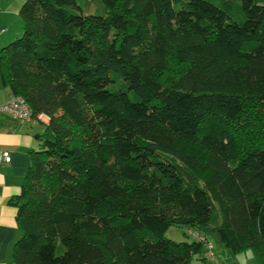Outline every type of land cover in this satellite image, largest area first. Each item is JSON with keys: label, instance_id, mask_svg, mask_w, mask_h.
<instances>
[{"label": "trees", "instance_id": "obj_1", "mask_svg": "<svg viewBox=\"0 0 264 264\" xmlns=\"http://www.w3.org/2000/svg\"><path fill=\"white\" fill-rule=\"evenodd\" d=\"M25 0L0 79L50 116L14 264H191L209 224L264 264V0ZM204 259V258H203Z\"/></svg>", "mask_w": 264, "mask_h": 264}, {"label": "crops", "instance_id": "obj_2", "mask_svg": "<svg viewBox=\"0 0 264 264\" xmlns=\"http://www.w3.org/2000/svg\"><path fill=\"white\" fill-rule=\"evenodd\" d=\"M24 2L0 0V44L20 35L23 27L19 12ZM11 96L10 88L0 79V103ZM45 127L43 122L28 123L0 112V152L8 151L12 157L10 162L0 164V264H14V247L23 231L18 227L17 207L10 201L20 192L30 166V152L40 148L39 135ZM207 254L196 259L206 264Z\"/></svg>", "mask_w": 264, "mask_h": 264}, {"label": "rangeland", "instance_id": "obj_3", "mask_svg": "<svg viewBox=\"0 0 264 264\" xmlns=\"http://www.w3.org/2000/svg\"><path fill=\"white\" fill-rule=\"evenodd\" d=\"M78 5L82 8L84 13H94V14H105L106 6L102 0H76ZM22 20V18H21ZM24 26L22 20V27ZM17 37L13 40L19 38L23 34V29ZM12 40V41H13ZM11 41L0 44V50L5 45L9 44ZM222 219L221 211L218 205L212 213L211 221L206 226H201L198 228H190L185 225H171L165 233L167 238L173 239L175 241H195L197 237L194 233L202 234L206 236L210 243L213 245L215 257L219 261V264H256L254 253L251 249L242 251L239 253L231 252L220 240L217 227L219 226ZM206 248L201 255H206ZM195 256L192 259L191 264H205V261L200 262ZM213 260L207 254L206 264H213Z\"/></svg>", "mask_w": 264, "mask_h": 264}, {"label": "built area", "instance_id": "obj_4", "mask_svg": "<svg viewBox=\"0 0 264 264\" xmlns=\"http://www.w3.org/2000/svg\"><path fill=\"white\" fill-rule=\"evenodd\" d=\"M0 112H6L14 118L28 123L43 122L47 124L50 116L45 112L35 113L26 98L21 95H12L7 101L0 103ZM12 157L8 151L0 152V164L10 162ZM198 239L204 240L200 235L194 234ZM205 248L209 256L216 264L219 261L215 257L213 245L205 240Z\"/></svg>", "mask_w": 264, "mask_h": 264}]
</instances>
